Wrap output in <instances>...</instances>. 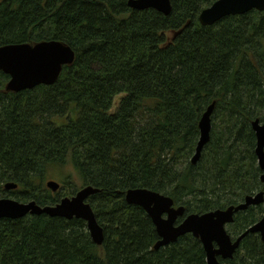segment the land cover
I'll list each match as a JSON object with an SVG mask.
<instances>
[{
  "label": "trees",
  "instance_id": "obj_1",
  "mask_svg": "<svg viewBox=\"0 0 264 264\" xmlns=\"http://www.w3.org/2000/svg\"><path fill=\"white\" fill-rule=\"evenodd\" d=\"M215 1L170 0L168 16L128 0L0 1V47L57 41L75 57L54 84L18 93L0 72V198L52 206L91 186L104 231L97 247L80 219H2L0 264H205L190 235L154 250V225L125 193L148 189L201 214L264 191L251 129L263 120L264 12L202 27L200 12ZM211 104L209 141L192 164ZM262 213H237L233 235ZM221 264H264L259 236Z\"/></svg>",
  "mask_w": 264,
  "mask_h": 264
},
{
  "label": "water",
  "instance_id": "obj_2",
  "mask_svg": "<svg viewBox=\"0 0 264 264\" xmlns=\"http://www.w3.org/2000/svg\"><path fill=\"white\" fill-rule=\"evenodd\" d=\"M127 5L132 10L143 11L153 9L164 16L171 13L170 0H128ZM252 11L264 12V0H216L209 7L202 10L198 22L202 27L212 26L228 16H241ZM74 52L66 45L57 41H42L31 44H14L0 47V72L8 76L5 89L18 93L33 89L37 86H49L54 84L62 70V67L71 65L74 61ZM214 104L207 107L199 122V139L191 163L196 164L201 156L204 146L208 143L211 131V115ZM263 120H255L251 123V129L255 134V156L260 169V181L264 187V110ZM4 190H14L17 186L6 183ZM46 187L56 192L59 184L53 180L46 183ZM99 193V190L91 186L81 188L75 196L64 198L54 206L40 207L34 201L20 203L10 198H0V220H18L25 215H47L60 217L66 220L73 218L85 222L90 240L101 246L104 239L103 228L98 224L91 206L86 202L88 198ZM125 201L129 205L141 208L150 218L159 237L154 245V250L173 244L178 238L191 234L198 238L203 245L207 264H218L216 256L231 259L239 242L248 233H259L264 247V214L261 220L242 234L238 240L231 244L229 237L224 233L225 224L232 222L234 213L244 211L250 206H258L264 202V194L257 193L254 196L245 197L242 204L229 207L225 211H215L204 215H190L181 225L174 227L175 220L184 212L182 206L174 208L171 198L157 194V192L136 188L125 193ZM167 214L168 219H163ZM213 242L218 244L215 250Z\"/></svg>",
  "mask_w": 264,
  "mask_h": 264
},
{
  "label": "flooded vegetation",
  "instance_id": "obj_3",
  "mask_svg": "<svg viewBox=\"0 0 264 264\" xmlns=\"http://www.w3.org/2000/svg\"><path fill=\"white\" fill-rule=\"evenodd\" d=\"M6 184V183H5ZM4 184V185H5ZM59 184V183H58ZM58 189H60V184H59V188ZM15 190V189H14ZM80 190V189H79ZM78 190V191H79ZM10 191H13V190H9V192ZM78 191H76V193L78 192ZM8 192V191H7ZM56 192H58V190L56 191ZM260 192H262L263 194H264V191H260ZM260 192H258V193H260ZM75 193V194H76ZM75 194L74 195H72V196H70V197H62V198H60L59 199V201H61L62 199H64V198H71V197H73V196H75ZM254 195H257V194H253V195H247V196H254ZM247 196H244V199H245V197H247ZM1 198H10V197H1ZM10 199H12V198H10ZM89 199V198H88ZM244 199H243V201H244ZM14 200V199H13ZM243 201L241 202V203H239V204H242L243 203ZM87 203H88V200L86 201ZM59 202H57L56 204H58ZM55 204V205H56ZM89 204V203H88ZM238 204V205H239ZM173 205H174V208H178V207H180V206H176L175 205V203L173 202ZM238 205H236V206H238ZM52 206H54V205H52ZM236 206H231V207H236ZM258 206H263V213H262V215H261V217L260 218H262V216H263V214H264V202L261 204V205H258ZM251 207H257V206H250L249 208H251ZM184 208V207H183ZM227 208H229V207H227ZM227 208H225V209H216V210H212V211H207V212H204V213H201V214H196V212L195 213H186L185 212V208H184V212H183V214L181 215V216H178L177 218H176V220H175V223H174V227H178L179 225H181L182 223H183V221L188 217V216H190V215H193V214H195V215H204V214H206V213H212V212H215V211H225ZM249 208H247L246 210H248ZM246 210H244V211H239V212H236V213H234V215H233V218H232V222L231 223H229V224H225V226H224V233H226V235L229 237V239H230V242H231V244H234L237 240H238V238L242 235V234H244L249 228H251V227H249L246 231H244L243 233H241L240 235H237V236H235V235H233V233L231 232V229H230V227L234 224V221L235 220H233V219H235V215L237 214V213H240V212H245ZM162 218L163 219H168V216H167V214H163V216H162ZM259 218V220L256 222V223H258L261 219ZM75 219V218H74ZM255 223V224H256ZM255 224H253V226L255 225ZM155 228V227H154ZM156 232V231H155ZM157 234V233H156ZM248 234H256L257 236H259V233L257 234V233H248ZM248 234H246L245 236H247ZM187 235H190V236H192L191 234H187ZM186 236V235H185ZM244 236V237H245ZM183 237V236H182ZM193 237V236H192ZM243 237V238H244ZM181 238V237H180ZM194 238V237H193ZM194 239H197L198 241H199V243L201 244V249H202V251H203V255H204V261H205V264H207L206 263V256H205V252H204V249H203V245H202V243L200 242V240L198 239V238H194ZM178 240V239H177ZM243 240V239H242ZM241 240V241H242ZM259 240H260V236H259ZM158 241H159V237H158ZM157 241V242H158ZM241 241L239 242V245H238V247H237V249L236 250H238L239 249V247H240V243H241ZM156 242V243H157ZM260 242H261V240H260ZM155 243V244H156ZM174 244V243H173ZM262 244V243H261ZM212 246H213V248L215 249V250H217L218 249V244L217 243H215V242H213V244H212ZM263 246V245H262ZM264 248V247H263ZM236 250H235V252H236ZM235 252H234V254H235ZM234 254H233V256H232V258L231 259H233V257H234ZM231 259H224L223 257H221V256H216V260H217V262H218V264H221V263H223L224 261H226V260H231Z\"/></svg>",
  "mask_w": 264,
  "mask_h": 264
},
{
  "label": "rangeland",
  "instance_id": "obj_4",
  "mask_svg": "<svg viewBox=\"0 0 264 264\" xmlns=\"http://www.w3.org/2000/svg\"><path fill=\"white\" fill-rule=\"evenodd\" d=\"M0 1H2V0H0ZM171 35H172V34L170 33L169 37H171ZM119 98H120V97H117V98L115 99L114 105H116V104L118 103L117 100H118Z\"/></svg>",
  "mask_w": 264,
  "mask_h": 264
}]
</instances>
